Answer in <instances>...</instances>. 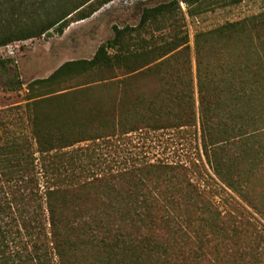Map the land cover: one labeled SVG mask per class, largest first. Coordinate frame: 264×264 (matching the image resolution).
<instances>
[{"label": "trees", "instance_id": "1", "mask_svg": "<svg viewBox=\"0 0 264 264\" xmlns=\"http://www.w3.org/2000/svg\"><path fill=\"white\" fill-rule=\"evenodd\" d=\"M111 1L80 0L65 9L64 0H0V47L51 30L63 34L71 22ZM166 1L144 8L137 27L115 26L114 36L92 58L66 61L28 87L41 91L36 97L101 82L126 91L138 75L161 73L162 93L136 96L111 127H103L104 134L187 129L197 137L199 130L202 164H192L219 180L231 208L223 213L212 199L218 192L209 196L200 189L185 164H147L137 169L140 174L132 169L88 176L75 185L74 166L70 173L61 169L56 158L60 163L64 155L51 152L87 140L84 129H76L80 125L72 116L57 126L35 115V147L0 145V264H45L36 241L27 255L8 251L7 209L22 202L19 195L26 189L34 195L39 189L36 152L46 183L45 201L37 207L48 212L38 240L46 238L48 253L59 264H264V223L258 229L250 219L256 213L264 221V11L198 31L192 47L188 31L177 25L168 35L142 36L148 25L159 28L174 19L180 3L194 16L209 0ZM172 59L182 61L184 75L169 69ZM9 61L0 55L1 68ZM12 83L18 87L20 81ZM152 184L160 189L158 195ZM33 218L24 222L26 229Z\"/></svg>", "mask_w": 264, "mask_h": 264}, {"label": "rangeland", "instance_id": "2", "mask_svg": "<svg viewBox=\"0 0 264 264\" xmlns=\"http://www.w3.org/2000/svg\"><path fill=\"white\" fill-rule=\"evenodd\" d=\"M78 1L80 0H64V3L69 4L68 6L65 4L64 8H69ZM164 1L166 0L138 4L130 8L110 6L108 3L90 17L71 22L63 34L51 30V34L41 38L11 43L12 46L2 53V59L10 61L5 68L0 67V145L20 142L35 147L33 134L35 115H38L40 120L57 126H62L65 118L72 116L75 123L80 125V127L77 125L76 129H84L87 140L77 142L63 150L56 149L51 154L64 155V161L61 160L60 163L56 158V163L58 166L61 165V169H68L70 173L74 166V173L77 176L75 185L86 180L88 176L92 179L94 175L101 177L121 171L137 170L147 164H185L191 167V181L200 189L208 192L209 196H212V191L218 192L212 199L224 213L231 208V204L230 197L220 188L221 183L217 178L210 179L206 172L198 171L192 164L194 161L202 164L199 161V154L202 151L199 130L197 137L193 131L189 132L187 129L160 131L148 129L125 135L117 132L112 136L104 134L103 127L107 125L111 127L116 122L119 112L128 108L130 101L136 96L162 93L164 85L161 73L155 72L146 77L138 75L129 81L126 91L121 85L103 86L104 83L101 82L36 97L41 91L37 89L32 92L28 87L30 82L48 77L66 61L92 58L98 47L114 36L115 26L137 27L144 8L159 5ZM189 9L187 4L180 3V7L174 11V19L165 20V25L161 24L159 28H157L158 24L148 25L142 30V36L150 39L152 35L155 37L162 33L168 35L177 25L188 31L190 44L193 47L196 32L208 31L227 22L238 21L263 12L264 0H242L238 4H227L226 0H209L194 16L188 14ZM132 35L136 37L137 33L133 32ZM191 55L193 56L192 53ZM181 60L184 61V58ZM182 61L172 59L169 69L176 68L177 73L184 75V69L179 67L182 63L178 65ZM124 77L120 76L119 79ZM18 80L20 84L15 87L16 83L12 82ZM63 93H66V96H63ZM37 100L39 103L35 104ZM34 157H36L35 170L39 189H34L35 195L31 190L26 189L23 195H19L20 198H24L22 202L12 206V209H7L11 215L6 218L8 221L6 226L9 229L8 251L27 255L28 251H33V243L36 241L41 245V250L39 248L38 252L45 253L44 263L59 264L55 254L50 257L46 238L42 235L44 242L38 240L44 214L47 217L48 212L45 206L44 212L37 207L38 202L45 201L43 192L46 183L40 166L39 153L36 152ZM205 165L209 173L213 174L206 162ZM136 172L140 174L139 170ZM151 187L158 195L160 189L154 184ZM9 189L5 184L4 190L10 192ZM38 195H42L43 199H39ZM33 210L37 211V216L32 213ZM254 214L257 219L253 216L250 219L258 229H261L264 221L259 215ZM29 216L34 218L26 229L23 224ZM48 227L49 224L46 231Z\"/></svg>", "mask_w": 264, "mask_h": 264}, {"label": "built area", "instance_id": "3", "mask_svg": "<svg viewBox=\"0 0 264 264\" xmlns=\"http://www.w3.org/2000/svg\"><path fill=\"white\" fill-rule=\"evenodd\" d=\"M155 1H161V0H112L109 3V5L110 6L114 5V6H118V7L130 8V7H134L138 4H148L151 2H155ZM11 46H12V44L0 47V55H2V53H4L6 48H10Z\"/></svg>", "mask_w": 264, "mask_h": 264}]
</instances>
